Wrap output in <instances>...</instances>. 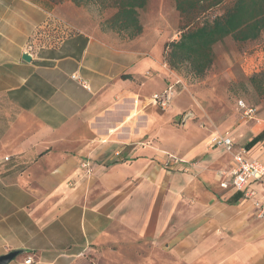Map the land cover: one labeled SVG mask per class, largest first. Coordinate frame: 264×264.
<instances>
[{"label":"crops","instance_id":"obj_1","mask_svg":"<svg viewBox=\"0 0 264 264\" xmlns=\"http://www.w3.org/2000/svg\"><path fill=\"white\" fill-rule=\"evenodd\" d=\"M127 38L71 0H0V256L264 264V217L253 206L264 181L247 185L249 199L222 188L233 159L210 146L207 129L193 126L171 147L177 155L166 153L150 98L169 74L143 55L147 36ZM231 138L264 166V114ZM168 155L183 163L166 166Z\"/></svg>","mask_w":264,"mask_h":264},{"label":"rangeland","instance_id":"obj_2","mask_svg":"<svg viewBox=\"0 0 264 264\" xmlns=\"http://www.w3.org/2000/svg\"><path fill=\"white\" fill-rule=\"evenodd\" d=\"M232 1L226 0L215 13L221 14ZM87 7L99 19L101 28L102 22L114 12L112 9L104 10L96 3H90ZM139 20L143 31L130 41L137 42L140 37L147 36L143 42L146 45L143 55L160 57L169 74V81L175 84L170 108L164 111L156 109L161 118V129L164 130L161 140L166 146V153L177 155L171 147L183 141L193 126L207 129L213 134L229 132L233 135L238 125L252 123L264 114V87L259 89L247 81L253 74L264 71V33L253 42L237 43L231 37H226L215 44L212 67L204 77L194 78L185 69H170L163 59L165 44L179 37V15L173 0H149L146 9L140 12ZM119 36L120 39H128L125 33ZM239 100L256 108L258 115L256 113L254 120H241L237 109Z\"/></svg>","mask_w":264,"mask_h":264},{"label":"trees","instance_id":"obj_3","mask_svg":"<svg viewBox=\"0 0 264 264\" xmlns=\"http://www.w3.org/2000/svg\"><path fill=\"white\" fill-rule=\"evenodd\" d=\"M51 8L61 0H31ZM149 0H71L77 7L90 3L113 14L102 22V28L125 33L132 39L139 36L142 25L140 12ZM226 0H173L179 15V37L164 46L163 59L174 71L183 69L194 78H202L212 67L213 47L226 37L237 43L253 42L264 33V0H233L221 14L215 13ZM247 81L259 89L264 87V71L253 74ZM259 139V138H258Z\"/></svg>","mask_w":264,"mask_h":264},{"label":"built area","instance_id":"obj_4","mask_svg":"<svg viewBox=\"0 0 264 264\" xmlns=\"http://www.w3.org/2000/svg\"><path fill=\"white\" fill-rule=\"evenodd\" d=\"M72 79L78 80L79 78L75 75ZM79 81V80H78ZM83 86H85L83 84ZM175 92V84L169 85L166 90L160 94H154L151 96L150 101L153 105L158 106L162 110H167L170 108L173 96ZM237 109L240 112L241 120L244 122H249L256 118L257 110L256 108L247 105L244 101L239 100L237 102ZM211 147H221L227 153L232 156L234 167L227 172H220L219 175H225L229 178V182H222L220 186L222 188H227L229 184L239 193L242 194L244 199H249L254 196V192L247 189V185L251 182L263 183L264 181V166L257 162L256 160H251L248 158V152L244 147L235 148L231 135L229 132H224L222 134H214L210 139ZM183 163V160L173 156L168 155L166 166L178 165ZM82 167L86 169L89 173L90 169L87 168V164H83ZM254 209L257 212V216L264 217V202L260 200H255L253 202ZM31 258L28 257L25 264H29Z\"/></svg>","mask_w":264,"mask_h":264},{"label":"water","instance_id":"obj_5","mask_svg":"<svg viewBox=\"0 0 264 264\" xmlns=\"http://www.w3.org/2000/svg\"><path fill=\"white\" fill-rule=\"evenodd\" d=\"M24 60H28L29 57L27 55L23 56ZM19 255L18 251H11L2 256H0V264H9L12 260H14Z\"/></svg>","mask_w":264,"mask_h":264}]
</instances>
